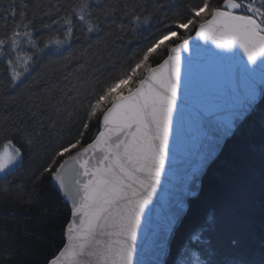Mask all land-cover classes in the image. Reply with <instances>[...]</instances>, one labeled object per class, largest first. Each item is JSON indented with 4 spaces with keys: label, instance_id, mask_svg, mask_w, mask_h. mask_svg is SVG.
Segmentation results:
<instances>
[{
    "label": "snow or ice",
    "instance_id": "1",
    "mask_svg": "<svg viewBox=\"0 0 264 264\" xmlns=\"http://www.w3.org/2000/svg\"><path fill=\"white\" fill-rule=\"evenodd\" d=\"M153 21L155 33L115 76L83 91L74 84H54L43 96L33 91L31 103L24 102L27 119L5 118L0 124V182L6 192L25 150L43 130L61 137L57 121H45L42 105L60 113L67 100L72 110L64 111L70 120L77 106L83 108L75 136L55 148L32 175L34 184L50 178L70 208L64 242L47 264H145L137 256L146 223L152 229L150 264H169L170 237L182 218L183 202L155 225L152 213L168 165L176 162L173 140L179 147L183 132L189 180H196L223 139L264 97V0H158L151 13L127 0H54L44 7L35 0H0V80L11 89L29 82L41 65L70 60L73 46L86 35L99 34L102 25H115L125 35L127 25L135 35ZM194 40L214 44L221 60L222 54L237 50L244 59L235 71L213 77L190 111L187 127L175 128L177 114L182 124L185 119L180 92L185 59L191 73ZM200 50L197 43L195 54ZM47 79L45 71L31 85ZM183 86L187 101L188 85ZM93 124L96 132L86 142ZM203 234V226L193 228L171 264H214V250L205 246Z\"/></svg>",
    "mask_w": 264,
    "mask_h": 264
},
{
    "label": "trees",
    "instance_id": "2",
    "mask_svg": "<svg viewBox=\"0 0 264 264\" xmlns=\"http://www.w3.org/2000/svg\"><path fill=\"white\" fill-rule=\"evenodd\" d=\"M50 2L54 0H35L42 7ZM127 2L142 4L151 13L158 0ZM175 2L183 4L184 0ZM156 23L144 25L135 35L127 32V25L126 35L115 25L111 29L102 25L99 34L86 35L73 46L70 60H60L54 67L41 65L29 82L17 89L7 87V81L0 80V124L5 118L27 119L24 102L31 103L33 91L43 96L54 84L61 87L74 84L83 91L95 87L109 75L115 76L155 33ZM97 60L102 64L98 65ZM45 71L48 79L33 88L31 79ZM42 107L45 121L49 118L57 121L62 129L61 137L57 139L55 130L45 128L31 148L25 150L23 165L9 177L8 191H4V184L0 182V264H47L64 242L69 207L50 178L34 184L32 175L55 148L75 136L84 111L77 106L76 118L70 120L64 111L72 110L67 100L60 113L52 106ZM95 132L93 124L85 141ZM200 226L204 228L205 246L214 250V264H264V97L227 141L208 169L200 194L189 202V210L171 246L169 264L189 232ZM247 233L252 240L246 237Z\"/></svg>",
    "mask_w": 264,
    "mask_h": 264
},
{
    "label": "water",
    "instance_id": "3",
    "mask_svg": "<svg viewBox=\"0 0 264 264\" xmlns=\"http://www.w3.org/2000/svg\"><path fill=\"white\" fill-rule=\"evenodd\" d=\"M197 43L201 45L199 55L195 54V47ZM193 51L194 55L192 60L191 73H189L188 61L187 59H185L183 84L188 85L187 101H185V88L183 84L180 92V106L181 108L185 109V119L182 124L180 116L179 114H177L175 118V128L187 127L189 113L194 107V105L199 101L200 92L202 88L213 77L229 70L235 71L238 66V61L244 59L242 53L237 50L236 53L232 55H229L227 53L222 54L225 59L221 60L214 55V53L219 52V50L215 48V45L211 42L205 44L202 40L193 41ZM262 99L263 97L258 99L257 105L262 101ZM234 133L223 139L222 146L219 148L215 158L208 165L206 171L201 174L198 179L192 181L189 180L190 164L183 154V132L181 133V141L179 147H177V141L175 139L173 140V148L176 152V162L172 163L170 161L168 165V170L163 179L162 188L159 190V195L155 200L154 211L152 213L153 225H155L161 218L173 213L176 210L175 205L178 202H183L184 209L182 213V218L179 222L178 227L175 230L176 235L178 228L180 227L182 221L184 220L189 210L190 200L195 199L200 194L202 189V182L208 169L220 156L225 144L229 139L232 138ZM59 193L62 195L60 191ZM170 240L172 246L174 238L170 237ZM139 244L141 251L138 253L137 259L144 261L145 264H150V262L154 259L151 251L152 229L147 226V223L145 225L144 230H142L140 234Z\"/></svg>",
    "mask_w": 264,
    "mask_h": 264
},
{
    "label": "bare ground",
    "instance_id": "4",
    "mask_svg": "<svg viewBox=\"0 0 264 264\" xmlns=\"http://www.w3.org/2000/svg\"><path fill=\"white\" fill-rule=\"evenodd\" d=\"M51 183H52V185L55 187V185H54V183L51 181ZM55 189L57 190V192L59 193V191H58V189L55 187ZM59 195H60V197L64 200V198L62 197V195L59 193ZM64 202H65V200H64ZM66 203V202H65ZM67 204V206L69 207V205H68V203H66ZM69 210H70V208H69ZM224 264H226V263H224ZM231 264V263H230Z\"/></svg>",
    "mask_w": 264,
    "mask_h": 264
},
{
    "label": "rangeland",
    "instance_id": "5",
    "mask_svg": "<svg viewBox=\"0 0 264 264\" xmlns=\"http://www.w3.org/2000/svg\"><path fill=\"white\" fill-rule=\"evenodd\" d=\"M249 234H250V233H247V234H246V237L249 238V239H251L252 236H250ZM253 239L256 240L257 238L253 237ZM251 240H252V239H251ZM237 264H238V263H237ZM239 264H241V263H239Z\"/></svg>",
    "mask_w": 264,
    "mask_h": 264
}]
</instances>
